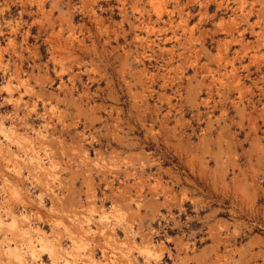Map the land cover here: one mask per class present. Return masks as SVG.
I'll use <instances>...</instances> for the list:
<instances>
[{"label":"clouds","instance_id":"obj_1","mask_svg":"<svg viewBox=\"0 0 264 264\" xmlns=\"http://www.w3.org/2000/svg\"><path fill=\"white\" fill-rule=\"evenodd\" d=\"M0 264H264V0H0Z\"/></svg>","mask_w":264,"mask_h":264}]
</instances>
